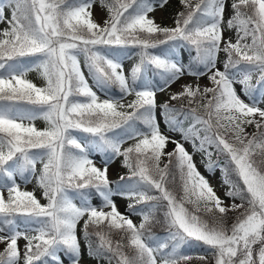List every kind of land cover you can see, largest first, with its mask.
<instances>
[{"label":"snow or ice","instance_id":"snow-or-ice-1","mask_svg":"<svg viewBox=\"0 0 264 264\" xmlns=\"http://www.w3.org/2000/svg\"><path fill=\"white\" fill-rule=\"evenodd\" d=\"M95 3L0 0V22L8 24L0 30V264H83L85 251L98 264H207L206 255L183 251L193 245L206 247L214 264H264V0H179L174 26L149 15L169 0H99L107 11L103 25L93 18ZM233 29L234 41L225 37ZM128 48L138 49L139 59L126 74ZM150 69L162 83L145 76ZM32 71L43 86L27 78ZM185 75L207 76L211 86L185 83L158 104L157 92ZM112 86L119 99L93 90ZM124 96L135 98L125 104ZM170 132L207 155L206 168L219 169L231 203ZM169 143L174 148L165 151ZM208 148L223 161H213ZM92 153L101 154L102 167ZM116 157L128 174L114 191L108 167ZM173 162L179 196L168 186L177 184ZM17 176L35 179L47 203L22 190ZM93 189L100 206L91 202ZM115 195L135 201L127 208L142 217L138 225L118 210ZM160 209L164 237L150 229Z\"/></svg>","mask_w":264,"mask_h":264},{"label":"rangeland","instance_id":"rangeland-1","mask_svg":"<svg viewBox=\"0 0 264 264\" xmlns=\"http://www.w3.org/2000/svg\"><path fill=\"white\" fill-rule=\"evenodd\" d=\"M194 1V0H193ZM231 2V0H229V3ZM183 6L179 3V0H169V3L164 7V8H159L157 7L156 10L152 13H150L149 15L151 17H154L156 22L158 24H161L162 26H174V17L176 15V13L182 8ZM94 8H99L102 13H103V19L100 21V24L103 25L104 20L107 18V11L106 9H102L100 7V3L99 0H96V3L93 5L91 11ZM10 16V9L5 8V17H9ZM226 18H227V14H226ZM5 22H0V30L6 28L5 26ZM225 37H231L233 39V41L235 40V30H230V31H226L225 32ZM182 56H183V63L188 64L189 63V57H188V53L186 51L182 52ZM81 61L83 60L82 57H80ZM138 56L135 55L125 61H123L124 63V70L125 73L127 74L130 70V68L132 67V65L134 63H136L138 61ZM226 59V56L223 52H221L219 54V59H218V63H217V67L221 68V70H223V64L222 62ZM82 69L85 72L86 77L88 76V69L86 67H83L82 65ZM148 74L150 75V70L148 71ZM28 79L32 80L37 86H43L44 81L38 76L37 72L32 71L28 73ZM256 80V76L253 77V83H255ZM93 82L91 80V78H89V84L91 85ZM185 83H199L201 85V87L203 86H211V82L208 80L207 76H203L200 77L199 79H197L196 77L190 76V75H185L183 77H181L180 80L176 81L175 83L171 84V86L169 88H167L165 91L163 92H157V102L158 104H161L165 101L168 100L170 94L175 93V92H179L181 90V86ZM237 92L241 94L242 99H245L246 102H250L248 97H245L241 91V85L236 84L235 85ZM94 91H97V94L100 96L101 99H105V98H110L107 97L100 89L94 87L93 88ZM257 98L259 97V94L256 95L254 94ZM134 96H126L125 98L122 99L121 102L127 104L128 102H130L132 99H134ZM119 99V98H117ZM259 106L261 108H264V102L260 103ZM162 110L161 109H157L156 111V115H157V119L158 121H160L161 124V129L163 131H167L166 126L164 124L163 118L160 116V112ZM25 123H27V121H25ZM36 127L38 128H42L43 126V121L38 119L35 122ZM249 133H252L255 131L253 126H248L246 129ZM168 135L172 136L173 139L175 140H179L184 144V147L186 148V150L192 154L193 156V162L196 165L197 170L204 175L211 186H213V188L215 189L217 195H219L224 201L225 203H231V201L226 198L224 196V191L226 190L227 186H222V182H221V173L219 171V169H216L214 171V173H210L207 168L206 165L208 163V157L205 153L202 152H198L195 151L192 147V143L189 141H183L182 137L179 133H167ZM134 143V141L129 140L127 141L125 144L122 145L123 148H126L129 146V144ZM197 143V142H196ZM198 144V143H197ZM174 148V145L169 143V145L167 146L165 151H171ZM94 160V163L98 166V167H102V163H101V154L99 153H92L91 157ZM122 157H116L114 159V161L112 163L109 164L108 167V178L109 180L113 183L114 181H116L118 179V177L120 175H124V173H126V168H123L121 166L122 164ZM40 165H37V168L39 169ZM17 183L20 184L21 189L22 190H26V191H34L37 198L41 200V203H47L46 200L43 199L42 197V191L37 187L35 179H33L31 182L26 183L22 178H20L19 176H17ZM112 183H111V187H112ZM7 195L6 191H5V196ZM118 210L128 216L130 219H132V221L137 224L138 221L140 220V215L135 214L133 212H130L127 208L129 203H135L134 200H129L127 198H124L122 196L119 195H115L113 197ZM92 204L94 206H100L102 201L101 198H93L91 200ZM237 203H239L237 201ZM106 211L108 209H105ZM229 215H236V213H229ZM82 227V221H81V225L78 226V230L79 228ZM21 230H23V228H21ZM32 234V233H30ZM25 241L20 240L19 244L21 246V248H23ZM199 245H193L192 247H187L185 249H183V251H185L187 254L193 255L196 253V248ZM83 247V245H82ZM4 245L0 244V251L3 250ZM196 260V259H194ZM210 264H214V260L213 257L211 259H209ZM83 264H97L95 262V260L91 257H89L85 251L84 257H83ZM107 264V263H105ZM191 264H193V262L191 261Z\"/></svg>","mask_w":264,"mask_h":264},{"label":"trees","instance_id":"trees-1","mask_svg":"<svg viewBox=\"0 0 264 264\" xmlns=\"http://www.w3.org/2000/svg\"><path fill=\"white\" fill-rule=\"evenodd\" d=\"M152 2L153 3H157L158 0H152ZM193 2L195 3V0ZM181 10H183V7L179 11H181ZM4 26L7 28L8 27V24L5 22V25ZM124 51L127 53V55L125 56V58H127V57H130V56L136 54L139 50L138 49H133V48H128V49H126ZM152 51L154 52V54H158V52H159L158 49L157 50H152ZM82 59H83V57H82ZM193 70H194V68H193ZM152 74H153V77L151 78V80H153V82H155V83H162V81L160 80V76L155 74V70L154 69H152ZM145 76L147 77V72L145 73ZM109 89H112L113 91H116V94L119 95V96H121V94L119 93L118 89L115 86H112ZM0 103H3V102H0ZM172 103L176 104L177 107H179L180 104H184L185 107H188L186 101H175V102H172ZM25 107H27V106L25 105ZM44 127H45V122L43 121L42 128H44ZM185 127H187V122L185 123ZM78 135H83V134H78ZM197 143L199 144V141H197ZM208 151H211L212 152V154H213L212 155V160L213 161H216V160H220L221 162L223 161L224 157L223 156H220L216 152L215 148H208ZM163 162L164 163L167 162V157H164L163 158ZM174 164H175V162H173V166L171 167V171L174 174H177V170H176ZM127 174H128V170L126 169V173H124V175H127ZM118 183H120L119 180L114 183V189H113L114 191L116 190V187H117V184ZM178 183H179V177H178V174H177V184L176 185L169 184L168 186L170 188H173V190L176 191L177 195L179 196L180 195V191H179ZM91 191L93 193L92 196L97 195L95 193V190L94 189L91 190ZM78 202H79V200H78ZM136 207H137V211H139L141 208H143L145 211H147V208L145 207V205H137ZM155 215H156V220L150 225L151 232L154 235H156V236L164 237V236H166V230H165V227L162 224V220H163V209H160L159 211H157ZM229 216L230 217H234L235 215H229ZM141 219H142V217L140 216V220L138 221L137 225L141 222ZM231 222H232L231 219H229L228 223L230 224ZM21 225H23V224L21 223ZM119 238H120L119 234H114L113 235V239L114 240L119 239ZM196 249L197 250H196V253L194 254V257L195 256H199V255H206L207 256V264H210L209 259L212 258V254L210 253V251L206 247H202V246H198ZM129 254L131 255L130 252H129ZM95 262L98 264L97 260H95ZM192 262H193V264H205V262L200 261L198 259L193 260ZM105 263H107L106 260L99 261V264H105ZM113 264H115V261H113Z\"/></svg>","mask_w":264,"mask_h":264},{"label":"bare ground","instance_id":"bare-ground-1","mask_svg":"<svg viewBox=\"0 0 264 264\" xmlns=\"http://www.w3.org/2000/svg\"><path fill=\"white\" fill-rule=\"evenodd\" d=\"M93 18L97 23H100V21L103 19V13L99 8H94L92 10Z\"/></svg>","mask_w":264,"mask_h":264}]
</instances>
